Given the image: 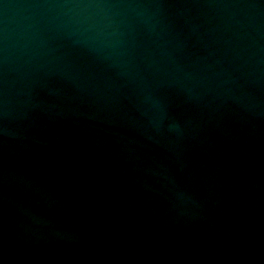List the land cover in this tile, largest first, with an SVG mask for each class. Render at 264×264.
<instances>
[{"label": "water", "instance_id": "95a60500", "mask_svg": "<svg viewBox=\"0 0 264 264\" xmlns=\"http://www.w3.org/2000/svg\"><path fill=\"white\" fill-rule=\"evenodd\" d=\"M0 264H264V0H0Z\"/></svg>", "mask_w": 264, "mask_h": 264}]
</instances>
